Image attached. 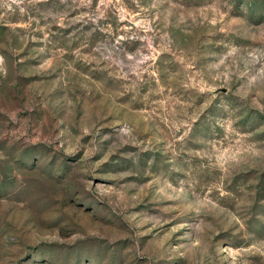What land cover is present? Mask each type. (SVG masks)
Returning a JSON list of instances; mask_svg holds the SVG:
<instances>
[{"label":"rangeland","instance_id":"374dc122","mask_svg":"<svg viewBox=\"0 0 264 264\" xmlns=\"http://www.w3.org/2000/svg\"><path fill=\"white\" fill-rule=\"evenodd\" d=\"M0 264H264V0H0Z\"/></svg>","mask_w":264,"mask_h":264}]
</instances>
